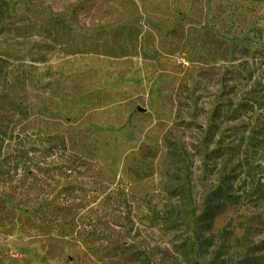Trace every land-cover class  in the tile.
Here are the masks:
<instances>
[{
  "label": "rangeland",
  "instance_id": "obj_1",
  "mask_svg": "<svg viewBox=\"0 0 264 264\" xmlns=\"http://www.w3.org/2000/svg\"><path fill=\"white\" fill-rule=\"evenodd\" d=\"M0 264H264V0H0Z\"/></svg>",
  "mask_w": 264,
  "mask_h": 264
}]
</instances>
